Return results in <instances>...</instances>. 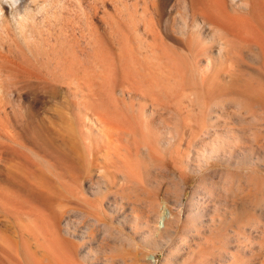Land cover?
Here are the masks:
<instances>
[{
	"label": "rangeland",
	"instance_id": "1",
	"mask_svg": "<svg viewBox=\"0 0 264 264\" xmlns=\"http://www.w3.org/2000/svg\"><path fill=\"white\" fill-rule=\"evenodd\" d=\"M186 1L1 11L0 264H264V0Z\"/></svg>",
	"mask_w": 264,
	"mask_h": 264
},
{
	"label": "bare ground",
	"instance_id": "2",
	"mask_svg": "<svg viewBox=\"0 0 264 264\" xmlns=\"http://www.w3.org/2000/svg\"><path fill=\"white\" fill-rule=\"evenodd\" d=\"M61 0H30V2H31V4H34V5H36V8H37V11L39 12V11H41L42 9H44L45 11H46V14H47V12H49L50 10H52V8H53V6L54 5H56V4H58L59 2H60ZM178 1V0H177ZM186 0H184V2H185ZM22 2H23V0H0V13H1V11H5L6 12V10H9V12H11V13H13L14 15L16 14V15H18L19 16V18H23L24 19V17L27 15L26 13L27 12H25V10L26 11H28V7L26 8L25 7V10L23 9L24 8V6H22ZM29 2V1H28ZM186 2H188L189 3V5H190V9L192 10V15L194 16V22L196 23H203V24H206L207 25V27H209V29L215 34V36H217L218 37V39H221V31H222V29H221V24L224 22L223 20V22L221 23V20H219L220 22H218L217 23V20H216V22H215V19H218L217 18V11H216V9H215V14L216 15H214L213 14V16H211L212 15V11H213V9L215 8V3H216V0H187ZM31 4L30 5H28L29 7H31ZM31 8H33V7H31ZM56 8V7H55ZM217 8V7H216ZM185 9L186 10H188L187 9V6H185ZM220 10V9H219ZM30 11V10H29ZM28 11V12H29ZM43 12V11H42ZM34 13H36L35 11H34ZM43 13H45V12H43ZM42 14V13H41ZM50 14V13H49ZM53 14V13H52ZM1 15H3V13L1 14ZM30 15H32V14H30ZM221 14H219V16H220ZM5 15H3V16H1V19H2V22L3 21H5L6 19H5V17H4ZM13 16V15H12ZM49 16H53V15H49ZM214 16H216V18L215 19H213L212 17H214ZM33 17H35V16H33ZM32 17V18H33ZM53 17H55V16H53ZM31 18V16H30V19H31V22H32V20H35V19H32ZM221 19H224V18H222V15H221V17H220ZM25 19H26V17H25ZM29 20V19H28ZM28 20L26 21L27 23H28ZM225 20V19H224ZM7 21V20H6ZM22 21V20H21ZM1 22V23H2ZM182 22H184V20L182 21ZM0 23V24H1ZM20 23V22H19ZM25 23V22H24ZM219 23H221V24H219ZM3 24H4V22H3ZM184 25L185 24H187L186 23V21L183 23ZM219 24V25H218ZM28 25V24H27ZM26 25V26H27ZM31 25H33V24H31ZM30 25V22H29V27L31 26ZM24 27V26H23ZM22 27V28H23ZM186 27V26H185ZM222 27H223V25H222ZM30 29V28H29ZM152 29H150V32H151V34L153 35H155L156 34V32L157 31H151ZM29 31V30H28ZM152 32H155V33H152ZM30 34V33H29ZM226 40V39H225ZM220 43V42H219ZM228 44V41H223V45L221 44L220 46H221V48H223L224 46H226ZM208 64H209V62H210V60H209V58H208ZM2 85V84H1ZM100 119V118H99ZM102 120V119H101ZM104 121V120H103ZM106 121V120H105ZM101 122V125L103 126V127H105V128H109L110 126L106 123V122ZM99 122V121H98ZM113 124V123H112ZM111 128V127H110ZM112 129V128H111ZM111 133H113V134H116V133H114V131L113 130H111ZM112 136V135H111ZM114 137V136H113ZM109 139V138H108ZM130 168V167H129ZM130 170V169H129ZM123 173H125L124 171H123ZM122 173V174H123ZM98 176H99V174H98ZM97 176V177H98ZM122 176H124V175H122ZM126 177V176H125ZM171 217H172V213H171V209H169L168 207H167V205L166 204H163V206L161 207V210H160V212L158 213V214H156L155 215V220H156V223H157V227H161V228H165L166 227V224L168 223V221L171 219ZM159 223H162V226H160L159 225ZM164 230V229H163ZM75 245V244H74ZM84 251V250H83ZM86 252V251H85ZM149 261L151 262V263H153L154 261H155V259L153 258V256H150V258H149Z\"/></svg>",
	"mask_w": 264,
	"mask_h": 264
}]
</instances>
